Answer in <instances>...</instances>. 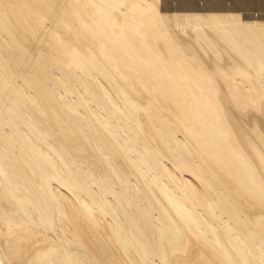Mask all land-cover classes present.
<instances>
[{
	"label": "bare ground",
	"instance_id": "obj_1",
	"mask_svg": "<svg viewBox=\"0 0 264 264\" xmlns=\"http://www.w3.org/2000/svg\"><path fill=\"white\" fill-rule=\"evenodd\" d=\"M179 2L0 0V264H264V0Z\"/></svg>",
	"mask_w": 264,
	"mask_h": 264
},
{
	"label": "water",
	"instance_id": "obj_2",
	"mask_svg": "<svg viewBox=\"0 0 264 264\" xmlns=\"http://www.w3.org/2000/svg\"><path fill=\"white\" fill-rule=\"evenodd\" d=\"M199 4H202V2H200ZM162 6L163 7H171V8H179L182 6V4L179 2V0H164L163 3H162ZM257 10L255 9H251V10H248V14H252V13H255ZM259 13H264V9L263 10H260L258 11Z\"/></svg>",
	"mask_w": 264,
	"mask_h": 264
},
{
	"label": "rangeland",
	"instance_id": "obj_3",
	"mask_svg": "<svg viewBox=\"0 0 264 264\" xmlns=\"http://www.w3.org/2000/svg\"><path fill=\"white\" fill-rule=\"evenodd\" d=\"M160 1H161L160 5H162V2H163L164 0H160Z\"/></svg>",
	"mask_w": 264,
	"mask_h": 264
}]
</instances>
